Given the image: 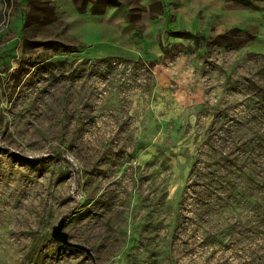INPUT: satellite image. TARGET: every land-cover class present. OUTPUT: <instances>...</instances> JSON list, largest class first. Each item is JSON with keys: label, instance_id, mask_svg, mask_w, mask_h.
Segmentation results:
<instances>
[{"label": "rangeland", "instance_id": "1", "mask_svg": "<svg viewBox=\"0 0 264 264\" xmlns=\"http://www.w3.org/2000/svg\"><path fill=\"white\" fill-rule=\"evenodd\" d=\"M50 20L0 64V264H264L251 34L173 31L158 53L104 56ZM62 218L92 255L53 238Z\"/></svg>", "mask_w": 264, "mask_h": 264}, {"label": "crops", "instance_id": "2", "mask_svg": "<svg viewBox=\"0 0 264 264\" xmlns=\"http://www.w3.org/2000/svg\"><path fill=\"white\" fill-rule=\"evenodd\" d=\"M0 18H11L0 26V64L24 54L27 22L54 23L49 18L104 56L158 53L169 32L208 36L215 26L216 34L250 33L246 51L264 54V0H0Z\"/></svg>", "mask_w": 264, "mask_h": 264}, {"label": "water", "instance_id": "3", "mask_svg": "<svg viewBox=\"0 0 264 264\" xmlns=\"http://www.w3.org/2000/svg\"><path fill=\"white\" fill-rule=\"evenodd\" d=\"M65 225H66V218H62L58 222V224L55 225L53 228V231H52L53 238L56 241L61 242L64 245L84 249L88 252V254L92 255L91 251L88 248H86L85 246H83L81 244L74 243L70 240L69 234L66 231H64ZM95 264H97V263H95Z\"/></svg>", "mask_w": 264, "mask_h": 264}]
</instances>
